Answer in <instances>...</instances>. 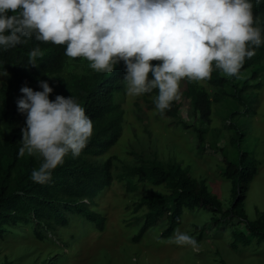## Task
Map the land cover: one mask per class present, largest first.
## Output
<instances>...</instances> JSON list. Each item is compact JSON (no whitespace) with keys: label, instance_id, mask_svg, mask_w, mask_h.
<instances>
[{"label":"trees","instance_id":"16d2710c","mask_svg":"<svg viewBox=\"0 0 264 264\" xmlns=\"http://www.w3.org/2000/svg\"><path fill=\"white\" fill-rule=\"evenodd\" d=\"M252 11L256 24L264 28V0H252ZM264 35V33H262ZM39 45L43 55L36 58L37 65L28 63L29 52ZM256 47L255 54L246 58L239 73L253 70V78L264 71V43ZM159 63V61H152ZM84 57L65 55L64 45L29 39L7 50L0 49V69L5 67L9 73L0 76V241L4 240L10 227L19 223L31 224L38 239L59 238L61 229L80 224L81 234L84 225L94 224L96 228H105V218L100 212L91 209L96 199L107 187L112 185L113 158L106 157L118 143L125 116L123 101L126 95L124 62L120 61L111 72L96 71ZM259 67L257 70L256 67ZM236 76V75H233ZM39 79H46L53 87L50 99L56 94L74 95L93 121V133L78 156L66 154L62 164L54 170L46 183H37L31 179V172L41 163L38 153L18 155L21 129L25 126V114L18 111L17 98L22 96V85L27 84L34 90H42ZM179 98L171 102L161 116L180 120L186 129L193 125L183 122L182 110L188 107L195 119L211 123L213 103L219 101L225 93L215 92L228 83L224 73L213 67L210 78L203 80L181 79ZM261 82L257 86H261ZM208 87L212 89V95ZM150 96L155 95L148 93ZM154 102V100H153ZM155 104V103H154ZM156 106V105H155ZM160 112V111H159ZM199 145L204 143L205 131L195 128ZM243 153L239 162L230 160L223 154L224 177L232 182L234 201L224 210L222 201L210 193L205 180H200L176 160L161 162L152 160L145 166L131 170L132 176H138L140 182L164 186L162 193L143 197L135 210L146 209L145 220L134 243H139L154 226L165 222L161 237L169 238L183 222L187 212L205 210L213 213L211 223L220 226L224 220L239 218L246 223L245 232H233V246H250L254 241H264V213L258 212L255 221H249L244 210L248 186L257 174V169L247 170ZM209 225V224H208ZM208 225L197 227L200 232ZM210 231V230H209ZM50 234V235H49ZM69 233L63 240L64 246H70L77 240ZM61 239V238H60ZM1 264H12L6 260Z\"/></svg>","mask_w":264,"mask_h":264},{"label":"clouds","instance_id":"9594fccd","mask_svg":"<svg viewBox=\"0 0 264 264\" xmlns=\"http://www.w3.org/2000/svg\"><path fill=\"white\" fill-rule=\"evenodd\" d=\"M252 7V0H0V49L34 38L64 45L65 55L86 58L96 71L111 72L123 61L126 92L155 90L153 100L163 114L179 98L182 78H210L213 67L237 75L255 54L264 28L255 23ZM42 55L36 45L28 63L37 65ZM7 75L0 69V76ZM38 84L42 90L22 85L16 101L26 121L18 155L42 157L31 179L43 184L66 154H80L93 121L73 94L50 99L49 81L38 78ZM169 239L197 244L179 229Z\"/></svg>","mask_w":264,"mask_h":264},{"label":"rangeland","instance_id":"374dc122","mask_svg":"<svg viewBox=\"0 0 264 264\" xmlns=\"http://www.w3.org/2000/svg\"><path fill=\"white\" fill-rule=\"evenodd\" d=\"M224 75L228 83L215 92L225 95L213 103L210 124L195 119L185 105L179 119L193 125L190 129L180 120L161 116L148 93H126L123 131L106 156L113 158L114 180L91 206L104 216L105 228L87 223L80 235L77 222L70 229H61L59 238L41 240L31 224L19 223L0 241V264L6 260L12 264H264V241L233 246V232L246 231L244 221L231 217L215 226L211 223L213 213L205 210L187 212L176 228L195 237V246L161 237L165 222L154 225L139 243L133 242L146 212L145 208L137 212L136 204L145 196L167 190L131 175L133 168L152 160H176L188 167L194 177L206 181L210 193L226 210L234 195L232 182L224 177L223 154L239 162L245 153L247 170L255 168L257 174L248 186L244 210L249 221H255L258 212L264 213V71L257 78H253L252 69L236 76ZM259 82L261 86H257ZM208 90L214 95L211 88ZM195 128L205 131L202 145ZM204 225L208 227L200 232L197 227ZM69 233L77 240L67 247L62 242Z\"/></svg>","mask_w":264,"mask_h":264}]
</instances>
